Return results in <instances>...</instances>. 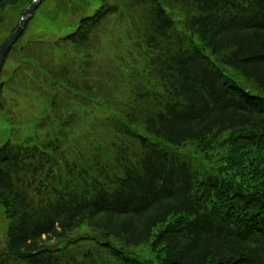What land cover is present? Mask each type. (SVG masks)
<instances>
[{
  "label": "trees",
  "instance_id": "16d2710c",
  "mask_svg": "<svg viewBox=\"0 0 264 264\" xmlns=\"http://www.w3.org/2000/svg\"><path fill=\"white\" fill-rule=\"evenodd\" d=\"M25 31L0 113L22 72L41 110L0 146L1 264H264V0H102Z\"/></svg>",
  "mask_w": 264,
  "mask_h": 264
},
{
  "label": "rangeland",
  "instance_id": "374dc122",
  "mask_svg": "<svg viewBox=\"0 0 264 264\" xmlns=\"http://www.w3.org/2000/svg\"><path fill=\"white\" fill-rule=\"evenodd\" d=\"M20 6L14 8L8 6L1 17L4 21L0 22V39H3L9 34L7 28L12 21L15 25L19 24L20 15L29 7L28 0H21ZM102 4V0H41L36 8L35 13L29 21L27 30L21 37V40L31 39H46L53 42L54 39L64 36L65 34L74 32L77 25L85 15H91L96 8ZM27 8L20 13L19 12ZM12 22V23H13ZM114 36L112 34L111 27L108 28L104 36L102 37L104 52L106 54L112 53L114 44ZM1 41V40H0ZM18 56L12 51L7 60L5 66L4 75H7L10 67L15 64ZM26 74L22 72L19 75V82L24 78ZM19 82L13 85V88L7 89L6 103L11 107L13 117H16L15 122L11 118H7L0 113V146L7 140H20L19 138L33 130V124L38 119L41 107L35 102V94L37 92V86L19 87ZM31 82V81H30ZM4 96H6L4 94ZM16 123V125H15ZM23 124V125H22ZM22 127H21V126ZM20 128V132L15 129ZM8 224L7 217H5L2 209H0V246H5V230Z\"/></svg>",
  "mask_w": 264,
  "mask_h": 264
},
{
  "label": "water",
  "instance_id": "95a60500",
  "mask_svg": "<svg viewBox=\"0 0 264 264\" xmlns=\"http://www.w3.org/2000/svg\"><path fill=\"white\" fill-rule=\"evenodd\" d=\"M40 1L41 0H32L29 7L21 14L19 24L15 28L16 30L9 36V38L0 47V70L2 69L4 65L6 56L10 52L9 51L10 48L17 41L20 34L25 30L27 22L30 19V16L35 12Z\"/></svg>",
  "mask_w": 264,
  "mask_h": 264
}]
</instances>
